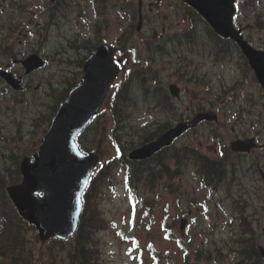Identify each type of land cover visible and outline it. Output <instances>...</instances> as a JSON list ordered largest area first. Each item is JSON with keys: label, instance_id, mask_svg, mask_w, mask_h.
Returning a JSON list of instances; mask_svg holds the SVG:
<instances>
[{"label": "rangeland", "instance_id": "rangeland-1", "mask_svg": "<svg viewBox=\"0 0 264 264\" xmlns=\"http://www.w3.org/2000/svg\"><path fill=\"white\" fill-rule=\"evenodd\" d=\"M17 1L18 0H0V50H2L4 46H10V48H12L18 56L17 58L27 55L32 51H38L40 54L44 55L43 57H45L46 63L43 68L33 73L25 82V86L27 83H30L31 88L29 93L36 97V102L32 103L31 110H28V112L24 109V104L20 103V101H18L16 104H12L10 102L11 100H9V93L3 96L1 95L0 90V115L2 120V123L0 124V132H9L15 137L14 139H8V141L5 142L0 139L1 166H8L13 161L12 156H8L9 154L17 155L22 153L23 155V152H25V154L31 155L34 152V149L42 137V128L45 126V121L42 122V119H40L41 113L49 111L46 104H52L54 100V96L47 94V91H49L48 80H50V84L53 83V86L59 90L66 86L67 82L65 83V80L74 81L73 72L76 71V63H73V61L78 57L79 60H81L84 55L90 52L87 50V48L91 47L89 44H83L82 49L72 50L70 43H72L75 38L71 34L73 33L72 29L74 28L75 21L74 15L76 13L74 11H68V16H64L62 12L60 15H58L56 20L64 24L61 26L62 31L60 34L68 36L69 46H66L68 54L67 52L65 53V58L63 61L58 58L62 57V55L55 56L54 59L52 54L60 47L62 38L58 36V29H52L53 27L49 24V21H52V19H49L51 11L46 16L43 11L41 16V0H22L23 3H25L24 11H15L14 6H17ZM121 1V5L127 6L130 9L132 8L133 4L137 3L139 0ZM140 1L142 7H147V9L151 8L154 11H160L169 15H175L172 21L178 22V24L182 22V9H179L177 6H173V3H179L177 0ZM9 3H12L11 7H8ZM34 5L39 6V16L34 15V13H32L30 10ZM263 5L264 0H262L260 5L261 8L258 11L264 12ZM86 21L89 20L86 19ZM249 21L252 24L253 18H249ZM9 27L13 29L12 33L8 32ZM127 28V17L123 12H120L119 15H110L108 31L103 33L104 39H106L108 42L113 41L115 34L120 35L123 32V29L126 30ZM27 31H32L33 34H27ZM79 32L84 37L91 35L89 30H79ZM254 34L256 37L261 39L262 42H264V30L262 32L254 30ZM131 36L132 32L129 31L128 37L130 38ZM194 36L201 38L205 44L210 43L212 40L210 33L206 29H204V31L201 33L194 32ZM133 38L137 40L138 35H134ZM174 44L175 42H170L168 48L171 49ZM199 44L201 45L200 41ZM137 49L140 63L131 64L134 70L141 69L142 60L147 56V53L141 46H138ZM225 49H228V47ZM0 59L2 62L4 61L3 63H7L10 62L12 58H8L6 55H0ZM16 66L18 67V71L23 72L19 65ZM216 69L221 71L220 68ZM242 71L243 70H241V72ZM216 75L217 72L210 70V78H213ZM74 77L76 78L77 75ZM137 81L138 77L134 75L133 83ZM233 82L234 78H231V80L225 82V84L231 85ZM246 89L258 94L257 91H252L251 88L247 87ZM139 91L138 83L132 85V90H130V93L133 98L132 100L128 101L129 104L135 100L139 94ZM238 96L239 97L237 98L239 99H236V101L240 104L233 108V113L235 115H239L241 121L251 124L253 130H258L259 133H261V139L264 141V99L261 95H258L257 97L250 96L246 90H240L238 92ZM8 106L12 107V109L8 110ZM19 106L21 107L20 110ZM249 106L253 107L251 113L241 112L239 110L240 107H242L243 110L244 107L246 108ZM121 108H123V104H121ZM127 120L125 119V124L124 126L120 127L121 129L118 130L119 132L125 131ZM106 122L107 116L102 119L101 124L104 126ZM22 123L27 126L22 128L24 132L30 127H33L34 133L31 135L23 133L24 136L17 137L16 133L19 127L22 126ZM38 128L39 130L37 132L36 129ZM206 144L209 145V147H213L215 145L214 142L209 139L206 141ZM19 149L20 151H18ZM112 155L113 153L111 147L107 145L103 152H101V159L103 160L104 158H109ZM190 177V175H185L182 179L184 182H186V180ZM199 180L200 179L196 180L199 192L200 194H206V188L199 185ZM255 184L256 181L254 180V177L250 173L245 172L239 178L238 183L231 186L229 190L226 187H222L220 190L209 188L210 190L207 195V198H210L208 212L209 219H204L200 215L199 218L202 223L199 228L203 230L207 223H215L217 225L213 234L215 236L219 231L222 230V226L226 222H229L230 220L238 221L240 210L237 206H234L235 204L232 202L233 198L240 205H243L244 215L247 217V219L251 220L256 233L264 238V207L262 206V203L264 202L260 201L259 199V195L264 196V193L258 194L259 192L257 193ZM144 187V184L139 182L136 189V191H138L142 196L144 195L141 190ZM176 198V195H170L168 198L163 196L160 200V204L163 205L167 200L169 205L172 206V210H175V208H177L175 202ZM140 200L141 204L147 205L149 203L150 197H140ZM114 206V220L118 222V226L121 227V229L119 231H115L108 228L101 234L100 246L102 249V264H162L161 261L157 259L155 260L150 254L149 244L152 243V241L156 244V250L162 253H168L163 257V259L169 261L174 260L176 263L181 264L180 260L182 258V254L180 252L176 254L175 250L169 248L168 244L160 240L159 232L156 228L150 232L142 231V221L147 217V211L144 208L139 209L135 214L127 216V204H125V201L119 197H114ZM205 208H207V205ZM157 211L158 210L155 212ZM117 233H120V235H117ZM27 237L29 238L30 244L33 247L36 259L42 257L44 260L51 261V258H54L53 264H67L64 259L65 254L60 246L50 242L39 244L35 240L34 232H28ZM21 245L25 250L26 246L24 241L21 243ZM109 249H112L115 252L111 253ZM19 259L21 260V256Z\"/></svg>", "mask_w": 264, "mask_h": 264}, {"label": "water", "instance_id": "water-1", "mask_svg": "<svg viewBox=\"0 0 264 264\" xmlns=\"http://www.w3.org/2000/svg\"><path fill=\"white\" fill-rule=\"evenodd\" d=\"M99 70L100 67H97L92 74V81L99 82ZM87 79V74H85L82 86L87 83ZM101 86L106 87L104 84H101ZM80 102V100H76V104H68L67 107L70 110L76 109L77 104L79 105ZM92 110L93 109H85L86 116L90 115ZM46 157V163L51 167V171H54L57 175L45 177L40 173V164H37L39 167H35L26 163L22 165L24 182L21 185L9 188L8 191L19 210L31 218L33 223L38 227L41 238L50 235L66 237L74 230L77 222V195L82 189L78 183L84 169H79L80 173L78 171L75 175L74 171H71L59 177L61 176V173H59L61 172L59 168L61 162L64 160L74 161L76 158L71 155L70 152L46 154ZM80 163L84 165L83 160H81ZM30 175L33 179H29ZM68 179L71 180L70 183H66ZM59 180L61 182H59ZM55 184H58L59 188H54ZM35 190H41L43 197L42 199L33 198L34 210H31V192Z\"/></svg>", "mask_w": 264, "mask_h": 264}, {"label": "trees", "instance_id": "trees-1", "mask_svg": "<svg viewBox=\"0 0 264 264\" xmlns=\"http://www.w3.org/2000/svg\"><path fill=\"white\" fill-rule=\"evenodd\" d=\"M212 37V36H211ZM138 86H139V83H138ZM133 96L131 95L130 91L124 93L122 96H121V99H120V108H117L115 111H114V115L116 117H120L121 116V104H123V107L125 106H128L130 100H132ZM125 119L127 120V118H123L120 120L119 122V125H118V130H120L121 126H124V122H125ZM211 173L213 174V172L211 171ZM88 212H85L82 217H81V221L79 223V227H78V230H77V234H78V237H81L83 238L82 241H86V236L88 235V232L90 231L89 229V223H88V219H89V216H86ZM86 216V217H85ZM23 242V240L21 239H18L17 242H16V246L17 248H15V246L13 245L12 246V243L9 244L10 246H6L5 248L9 249L10 251H6L3 256H2V260H4L5 262L3 264H19L20 262V253L24 250L21 243ZM18 258V259H17Z\"/></svg>", "mask_w": 264, "mask_h": 264}, {"label": "bare ground", "instance_id": "bare-ground-1", "mask_svg": "<svg viewBox=\"0 0 264 264\" xmlns=\"http://www.w3.org/2000/svg\"><path fill=\"white\" fill-rule=\"evenodd\" d=\"M206 30L210 33L211 36H213V32L211 30H209V29H206ZM91 49H92V46L87 48V50H89V51H91Z\"/></svg>", "mask_w": 264, "mask_h": 264}, {"label": "snow or ice", "instance_id": "snow-or-ice-1", "mask_svg": "<svg viewBox=\"0 0 264 264\" xmlns=\"http://www.w3.org/2000/svg\"><path fill=\"white\" fill-rule=\"evenodd\" d=\"M117 235H120V233H117ZM149 247H151V245H149Z\"/></svg>", "mask_w": 264, "mask_h": 264}]
</instances>
